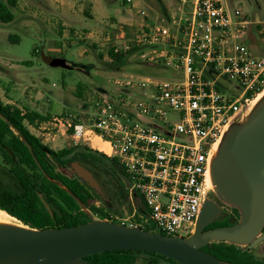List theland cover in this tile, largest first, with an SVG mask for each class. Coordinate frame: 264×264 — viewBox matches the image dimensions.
Returning a JSON list of instances; mask_svg holds the SVG:
<instances>
[{"label":"built area","instance_id":"2783aa9c","mask_svg":"<svg viewBox=\"0 0 264 264\" xmlns=\"http://www.w3.org/2000/svg\"><path fill=\"white\" fill-rule=\"evenodd\" d=\"M176 2L172 27L136 8L140 21L108 22L101 37L118 54L150 45L172 47L142 56L181 68L184 80L120 81L142 97L99 96L87 122L71 123L68 119L76 113L67 111L65 123L75 143L117 159L137 201L138 221L112 213L100 217L83 206L90 219L188 236L195 231L204 202L217 193L212 165L226 134L264 97V54L255 55L239 40L250 35L252 25L239 9L230 12L222 0ZM125 3L134 7L133 0Z\"/></svg>","mask_w":264,"mask_h":264},{"label":"rangeland","instance_id":"374dc122","mask_svg":"<svg viewBox=\"0 0 264 264\" xmlns=\"http://www.w3.org/2000/svg\"><path fill=\"white\" fill-rule=\"evenodd\" d=\"M3 1L9 4V0ZM222 1L227 10L233 12L239 9L251 21L250 35L239 40L250 46L255 55H263L264 36L260 35L259 29H264V0ZM91 2L92 0H16L14 6L9 4L15 18L11 22L0 20L1 96L4 102L9 103L11 100L23 110L37 109L43 114H51L52 117L45 122H39L35 126L28 122L26 124L44 144L56 150L76 145L89 147L82 142L75 143L66 134L69 129L65 123L68 119L66 111L76 113V118L68 119L71 123L87 122L99 96L115 98L125 94L142 97L141 92L120 85V81L145 77L162 81L184 80L181 68L159 63L149 57L151 52L171 50L172 47L150 45L118 62L109 55L110 45L101 37L108 22L140 21L141 16L136 14V8L145 9L154 22L172 27L173 15L178 12L176 0H133L134 7L131 9L127 7L125 0H102L97 1L93 16L85 12L91 7ZM61 21L66 27L60 24ZM82 32L84 34L81 37L79 33ZM143 52L149 56L143 57ZM49 57L64 58L70 67L53 66L48 62ZM24 61L29 63H23ZM27 95L33 97L31 102L26 98ZM53 115L62 118L61 122L54 120ZM75 161L92 171L100 184L102 191L98 192L99 199L95 201V209H90L93 215L103 217L112 213L120 219L138 221L137 201L132 198L122 173L107 167L103 161L84 158L73 160L61 170L68 175L77 174L72 167ZM0 187H19L2 151ZM216 194L213 201L222 210L216 220H232L236 216L235 209L239 210L241 218V209L236 204L218 192ZM83 211L86 219L90 220L89 212L86 209ZM5 214L7 216H0L24 225L17 218L6 212ZM253 252L264 260V241L255 246Z\"/></svg>","mask_w":264,"mask_h":264},{"label":"water","instance_id":"95a60500","mask_svg":"<svg viewBox=\"0 0 264 264\" xmlns=\"http://www.w3.org/2000/svg\"><path fill=\"white\" fill-rule=\"evenodd\" d=\"M48 62L70 67L60 57H49ZM26 145L32 150L29 142ZM72 167L90 187L102 191L86 166L75 161ZM212 179L216 191L241 209L237 223L207 229L222 211L208 199L195 231L188 236L165 235L101 219L44 229L0 224V264H94L84 257L113 250L157 252L182 264H226L203 247L224 241L244 246L245 250L253 249L264 241V97L244 122L234 124L226 134L213 161Z\"/></svg>","mask_w":264,"mask_h":264},{"label":"trees","instance_id":"16d2710c","mask_svg":"<svg viewBox=\"0 0 264 264\" xmlns=\"http://www.w3.org/2000/svg\"><path fill=\"white\" fill-rule=\"evenodd\" d=\"M9 4L14 6L16 0H9ZM9 4L0 0L2 22H11L15 18ZM135 51L136 49L127 54H118L110 49L109 55L113 60L122 62ZM51 117L49 113L23 110L6 103L0 94V151L19 185L17 189L0 187V209L22 224L38 229L69 227L89 221L82 208L95 209V201L100 195L77 174L68 175L61 170L73 160L84 158L103 161L107 167L125 175V170L117 159L81 145L53 149L32 133L26 124L28 122L35 126ZM26 141L32 150L28 148ZM43 199L52 208L53 214L49 212ZM235 212L236 216L232 220H215L207 229L237 223L240 212L238 209ZM144 229L152 228L146 225ZM203 249L226 264H264V260L258 258L253 249L245 250L244 246L234 243L214 241ZM84 259L94 264H182L157 252L141 250L104 251L88 255Z\"/></svg>","mask_w":264,"mask_h":264},{"label":"crops","instance_id":"0c3cea01","mask_svg":"<svg viewBox=\"0 0 264 264\" xmlns=\"http://www.w3.org/2000/svg\"><path fill=\"white\" fill-rule=\"evenodd\" d=\"M97 1H102V0H92V2H91V7L85 10V12H87V13L89 12L88 14H89L90 16H93L95 10L97 9V5H98ZM60 24H61L63 27H64V26L66 27V24H65L64 22L61 21ZM260 30L263 31L264 29L260 28L259 31H260ZM0 94H1V88H0ZM26 98L29 100V102H31L33 97L30 96V95H27ZM9 103H11V104H13V105H16V104H15L13 101H11V100H9ZM16 106L19 107V108H21L19 105H16ZM21 109H22V108H21ZM32 110H35V109H32ZM35 111L41 112V111H39V110H37V109H36ZM66 112H67V111H66ZM66 112H65V113H66ZM41 113H43V112H41ZM53 114H54V113H53ZM53 117H57V115H53ZM66 134L72 138V129L68 130V132H67V130H66Z\"/></svg>","mask_w":264,"mask_h":264},{"label":"bare ground","instance_id":"6f19581e","mask_svg":"<svg viewBox=\"0 0 264 264\" xmlns=\"http://www.w3.org/2000/svg\"><path fill=\"white\" fill-rule=\"evenodd\" d=\"M0 214L1 215H6L7 216V214H5V211H2L1 209H0ZM5 216V217H6ZM0 224H17V223H13V222H11L10 220H8V219H5V218H2L1 216H0ZM19 225H21V224H19ZM22 226V225H21Z\"/></svg>","mask_w":264,"mask_h":264},{"label":"flooded vegetation","instance_id":"af4514ba","mask_svg":"<svg viewBox=\"0 0 264 264\" xmlns=\"http://www.w3.org/2000/svg\"><path fill=\"white\" fill-rule=\"evenodd\" d=\"M215 196H217V194H213V198H212V200H214V197H215Z\"/></svg>","mask_w":264,"mask_h":264}]
</instances>
